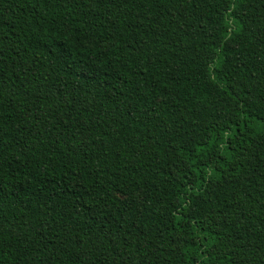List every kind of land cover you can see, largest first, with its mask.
Instances as JSON below:
<instances>
[{
  "label": "trees",
  "instance_id": "1",
  "mask_svg": "<svg viewBox=\"0 0 264 264\" xmlns=\"http://www.w3.org/2000/svg\"><path fill=\"white\" fill-rule=\"evenodd\" d=\"M0 264H264V0H0Z\"/></svg>",
  "mask_w": 264,
  "mask_h": 264
}]
</instances>
